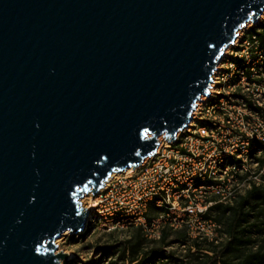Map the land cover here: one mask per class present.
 <instances>
[{"label":"water","instance_id":"1","mask_svg":"<svg viewBox=\"0 0 264 264\" xmlns=\"http://www.w3.org/2000/svg\"><path fill=\"white\" fill-rule=\"evenodd\" d=\"M264 0H0V264H61L81 199L188 126Z\"/></svg>","mask_w":264,"mask_h":264},{"label":"built area","instance_id":"2","mask_svg":"<svg viewBox=\"0 0 264 264\" xmlns=\"http://www.w3.org/2000/svg\"><path fill=\"white\" fill-rule=\"evenodd\" d=\"M263 25L264 12L239 31L175 142L161 138L154 156L88 194L86 229L135 225L158 240L168 225L185 227L191 239H224L211 209L233 205L253 187L264 190ZM151 204L160 212L149 218Z\"/></svg>","mask_w":264,"mask_h":264},{"label":"trees","instance_id":"3","mask_svg":"<svg viewBox=\"0 0 264 264\" xmlns=\"http://www.w3.org/2000/svg\"><path fill=\"white\" fill-rule=\"evenodd\" d=\"M264 29V25H263ZM264 39V30L259 33ZM160 209L151 204L148 217ZM221 223L224 239L215 243L206 239H191L185 227L165 226L158 240L149 239L142 227L133 235L100 247L106 264H264V190L253 187L233 205H215L210 213ZM173 235V239H169ZM261 244H255L258 240ZM152 244V246H149ZM173 244L182 245L183 253L169 250ZM101 258L66 261V264H100Z\"/></svg>","mask_w":264,"mask_h":264},{"label":"rangeland","instance_id":"4","mask_svg":"<svg viewBox=\"0 0 264 264\" xmlns=\"http://www.w3.org/2000/svg\"><path fill=\"white\" fill-rule=\"evenodd\" d=\"M88 195L84 196L81 201L83 206L86 207L88 202ZM136 231L135 225H128L124 227L117 228L112 231H106L100 228L98 225L88 227L86 230L78 234H70L65 232L57 239V245L59 250H64L70 254V259L76 261L80 260H89V259H98L101 258L100 264H106L107 260L102 257L100 247L105 244H113L120 240H123L130 235H133ZM174 236L171 235L169 239H173ZM262 240H258L255 244H261ZM149 246H152L150 244ZM169 250H177L180 253H183L184 247L182 245L173 244V246L167 247ZM68 261V260H67ZM61 264H66V261H63Z\"/></svg>","mask_w":264,"mask_h":264},{"label":"bare ground","instance_id":"5","mask_svg":"<svg viewBox=\"0 0 264 264\" xmlns=\"http://www.w3.org/2000/svg\"><path fill=\"white\" fill-rule=\"evenodd\" d=\"M131 170V168H129L128 170H126V171H130Z\"/></svg>","mask_w":264,"mask_h":264}]
</instances>
